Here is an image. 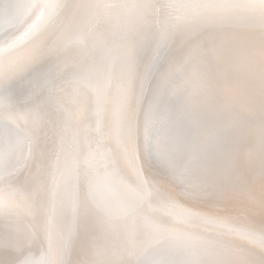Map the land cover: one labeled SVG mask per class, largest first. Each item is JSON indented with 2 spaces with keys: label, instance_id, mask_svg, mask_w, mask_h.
<instances>
[{
  "label": "snow or ice",
  "instance_id": "6c2138e0",
  "mask_svg": "<svg viewBox=\"0 0 264 264\" xmlns=\"http://www.w3.org/2000/svg\"><path fill=\"white\" fill-rule=\"evenodd\" d=\"M0 264H264V0H0Z\"/></svg>",
  "mask_w": 264,
  "mask_h": 264
}]
</instances>
